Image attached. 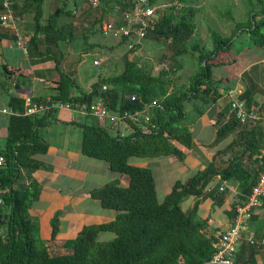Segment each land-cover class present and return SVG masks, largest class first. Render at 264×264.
I'll use <instances>...</instances> for the list:
<instances>
[{"label": "trees", "instance_id": "16d2710c", "mask_svg": "<svg viewBox=\"0 0 264 264\" xmlns=\"http://www.w3.org/2000/svg\"><path fill=\"white\" fill-rule=\"evenodd\" d=\"M44 1L15 0L12 8L19 15L31 13L34 20V30L26 33L29 37L27 55L31 57L32 51V55L42 61L55 63L59 78L51 100L71 104H91L100 100L109 110L118 112L139 111L155 100L160 107L150 110L154 128L147 135H112L95 119V123L91 124L83 121L76 123L82 131L80 153L105 162L110 171L125 178L126 184L111 180L89 190L88 197L101 208L113 211L114 218L84 225L74 238L66 241L57 240L59 211L50 219L51 233L45 242L37 237V226L31 221L29 213L31 204L38 200L41 191L34 173L40 169L50 170L41 160L49 147L41 130L54 122L56 111L22 118L28 119V133L8 136L5 145L0 148V154L6 160L0 169V187L3 188L0 196L4 201L0 207V227L5 226V239H0V246H6L4 264H203L208 261L215 252L216 238L208 230V218H196L199 201L210 199L212 206L222 205L227 190H220L222 186L219 184L207 188L216 177L220 182L235 184L238 194L226 211L229 218L233 217L234 206L250 194L264 166V132L261 128L250 123L241 124L230 114L227 102L215 115L212 146L233 136L231 141L216 151L206 165L185 182L175 181L161 201L157 197L152 170L132 165L129 159H186L187 155L176 144L191 150L195 143L188 123L184 121V105L192 102L199 117L206 107L221 98L212 80V69L220 62L213 61L220 52L230 51L240 36L245 34L250 44L264 48V0H255L256 3L244 0L248 4V18L236 22L231 35L224 37L210 29L213 44L210 51H205L198 42L189 45L187 52L197 59L199 69L190 77L187 88L177 89L174 84L173 77L182 68L181 62L174 61L168 70L161 68L154 74L151 69L139 66L137 60H129L125 55L123 70L117 75H98L89 91H80L73 73L60 69L64 52L59 43L66 42L73 30L70 25L58 26L57 20L61 16L73 17L76 4L74 9L69 10L57 6L44 19ZM102 1V6L96 8L99 10L98 19L95 18L88 33L102 23L108 12L111 0ZM169 1L176 4L161 13L155 30L147 40L162 43L168 49L175 47L179 52L190 40L193 41L198 8L193 0ZM227 15L234 21L230 12ZM1 39L14 42L15 34L0 27ZM3 66L5 69L6 66ZM238 98L244 101L247 110L264 112V98L262 102L258 101L252 88L245 87ZM16 102L19 106V101ZM239 148L240 153H237ZM189 197L198 201L189 211H184L181 204ZM104 232L113 233L114 238L98 240L99 234ZM259 247L240 242L235 264H255Z\"/></svg>", "mask_w": 264, "mask_h": 264}, {"label": "rangeland", "instance_id": "374dc122", "mask_svg": "<svg viewBox=\"0 0 264 264\" xmlns=\"http://www.w3.org/2000/svg\"><path fill=\"white\" fill-rule=\"evenodd\" d=\"M253 1L256 3L255 0ZM165 2L169 3V0H165ZM74 4H76V10L73 17L61 16L57 20L58 26L65 27L70 25L73 30L72 35L68 37L66 42L59 43L61 50L64 52V57L61 59V62L64 63L61 71L72 72L80 91H87L90 90L91 84L97 79L98 75L110 76L119 74L123 70V60L126 54L124 47L119 45L115 39L103 35L101 31L102 23H100L101 25H95V30L88 33V29L95 22V18L98 19L99 15V10L91 7L89 0H45L43 4V17L46 19L57 6H62L64 9L69 10L74 9ZM193 4L198 8V14L195 18L197 28L192 37L193 41L190 40L184 50L181 48L178 52L175 47L168 49L162 43L147 40L143 42V47L138 57L133 58V60L139 61L142 66L144 65L152 71L154 68L159 69L163 64L169 69L174 65V61L181 62L182 68L173 77L177 89L187 88L190 77L199 69L197 59L187 52L190 50L189 45L192 42H198L199 46L205 51H210L213 47L209 33L210 29L217 31L224 37L229 36L233 33L236 22H243L248 18V4L244 0H193ZM228 12H230L234 21L228 18ZM95 13H97L96 17ZM20 15L23 21H26L29 25V28H26V30L28 32L33 31L34 20L32 15L30 13H20ZM105 19L106 17L101 22ZM83 35H87V37L84 38ZM4 43L7 44V42ZM95 60L99 62L98 65L93 64ZM3 62L0 55V70H3L1 66ZM213 62H220L219 65H215L212 69V80L215 82L219 93L224 95L229 89L242 92L245 87H250L254 90L257 99L262 101L264 98V48L253 46L250 44L247 36L243 34L236 40L230 51L220 52L217 59ZM15 64L17 66H25L26 60L16 55ZM153 73L156 74L157 72ZM30 77L32 80L27 84L30 89L36 87L43 94L50 93L48 87L45 88L42 83H39L35 79L33 80V75H30ZM229 99L230 97L226 100ZM197 106L198 109L201 108V105L198 104ZM0 107H3L1 102ZM184 111V121L191 124L195 142L194 148L189 152L186 160L178 162L174 158L138 157L129 159L130 164L140 165L152 170H154L155 163L158 160L166 159L168 162H171L170 167L166 166L167 168L164 167V169L157 167V170L161 172L160 175L156 174L155 177L156 192L159 199H162L169 192L173 181L184 182L187 177L199 169L198 164L204 167L209 159L207 151L214 137L215 121L211 120L210 122L209 117L199 121L192 102L185 103ZM63 114L69 115L66 112L56 111L54 113V122L41 130L42 136L51 148L50 153L45 156V163L50 167L49 171H52L51 173L55 177L47 188H52L53 193L56 195L55 197L58 199L61 197H71L76 199L77 202L71 205L70 208L63 206L59 202L48 204V199L31 204L29 212L31 221L37 226V237L44 242L46 241L47 234L43 229V223L46 222L48 215L53 216L57 211L60 212L59 218L62 221L65 220L67 224L68 222L71 224L69 229L61 227L64 230L61 236L64 238L73 237L76 230L83 225L100 223V221L112 219L114 212L99 207L94 201L89 199L86 192L90 188L100 186L110 180H116L119 184H125L126 182L125 178L118 173L103 169V162L85 157L80 153L81 128L78 124L67 119L60 123L59 117ZM71 115L81 119L83 122L89 124L95 123L94 118L91 116L82 118L75 112H72ZM8 117L10 116L0 113V148L5 145L8 136H15L14 129L6 123ZM27 120L23 119V124L26 127L25 129L24 127L21 128L20 135L26 133L29 129ZM232 137H229L225 143H229ZM60 149L66 152L63 157L55 153ZM215 149L216 147L212 148L211 152ZM240 149H237V153H240ZM61 159L65 161L62 162ZM95 167L99 168L96 175L92 174L91 178L87 180L81 178L80 174H83L82 171L85 168L89 170V173H92ZM100 171L101 173L99 174ZM154 171L156 172V170ZM2 190L3 188H0V192ZM186 205L187 202L181 204L183 210ZM215 207L212 206L208 210L203 209L196 218L201 220L203 217L217 216ZM0 229L5 234V226ZM241 235V242L248 243L246 234L242 233ZM112 238H114V234L110 232L100 233L98 236V240ZM66 240L70 239H64V241ZM0 248L3 251V254L0 255V264H4L6 246L3 244Z\"/></svg>", "mask_w": 264, "mask_h": 264}, {"label": "built area", "instance_id": "2783aa9c", "mask_svg": "<svg viewBox=\"0 0 264 264\" xmlns=\"http://www.w3.org/2000/svg\"><path fill=\"white\" fill-rule=\"evenodd\" d=\"M14 1L0 0V27L15 34L14 46L22 54L27 55L29 37L20 32L19 25L23 20L22 16L13 11L12 5ZM89 4L93 8H98L102 6L103 1L89 0ZM173 4H176V2L169 1L167 3L165 0H111L108 5V12L105 15L106 19L101 25V31L103 35L115 39L117 43H121L127 58L133 60V58L138 57L143 47V42L147 41L148 35L155 30L161 13ZM93 64L98 65L99 62L95 60ZM138 65H141L139 61ZM161 68L167 70L164 64L159 67V69ZM159 69L154 68L153 72H158ZM240 93L231 90L225 94L230 97V114L241 124L250 123L259 126L264 132L263 110H247L244 101L238 98ZM154 107H160L156 100L139 111L118 112L109 110L100 100H96L91 104H71L51 100L50 98L43 101L37 100L33 96H25L20 111L9 106H3L0 107V113L11 117H33L50 110H77L83 115L93 117L98 124L107 127L108 132L112 135L123 137L130 134H150L154 128L150 120V110ZM262 154H264V150H262ZM5 163L4 155L0 154V169L4 167ZM220 190H223V188H220ZM263 203L264 166L250 194L243 202H239L234 206L233 217L230 218L228 228L214 233L216 238L215 252L203 264H235V257L241 242L244 225ZM3 204V198L0 196V207ZM0 239L4 240L5 235L0 233ZM247 241L251 245L264 246V238L257 240L253 237H248Z\"/></svg>", "mask_w": 264, "mask_h": 264}, {"label": "crops", "instance_id": "0c3cea01", "mask_svg": "<svg viewBox=\"0 0 264 264\" xmlns=\"http://www.w3.org/2000/svg\"><path fill=\"white\" fill-rule=\"evenodd\" d=\"M22 23H21L22 26H21V24L19 25V29L23 35H26V33L28 32L26 30V28H29V25L26 21H22ZM4 42H7V44H5ZM0 50H1L0 55L2 56V59L4 61L3 64L1 65L3 70L2 69L0 70V102L3 106H9L12 109H16V110L20 111L22 109V102H23V98L25 96H33L35 99L43 100V101H45L47 98L51 97V95L53 94V90L57 84V80L59 78V74L55 68L54 61H51V60H43L42 61L40 59V57L34 56L35 54L32 55V53H34L32 51H31V57H29L28 55H24V54H22V52L20 50H18L14 46V42H11L7 39H1L0 40ZM16 55H18L22 59L26 60L25 66H23V65L17 66L15 64ZM63 64L64 63L61 62L60 69L63 66ZM3 65L6 66L5 69H4ZM30 75H33V80L35 79L39 83H42L45 86V88L48 87L50 89V93L49 94H43V93H41V90L39 91L36 87L35 88L33 87V89H30L27 86V84L30 82V80H32ZM87 91H89V90H87ZM228 91H231V89H229ZM226 93H224V95H222L220 93L222 95L221 98L217 99L215 103L206 107L204 112L202 113V115L197 117V119L200 121V120L205 119L206 117H209L210 122H211V120H214L216 113L221 109V107L223 105H226V103L229 102V100H226L229 98L228 96L225 95ZM16 101H19V104H20L19 106L17 105ZM258 101L262 102L263 99H262V101L258 99ZM14 105H17V106L14 107ZM62 112L69 113V115L68 114L61 115V117H59L60 123L64 122L66 119L70 120L71 122H74V123H77L78 121L81 122V119L76 118V117L71 115L72 112L79 114L82 118L86 116V115L81 114L77 110H71V111L62 110ZM17 118H19V119H17ZM6 123L8 124V126H11L14 129L15 136L20 135L21 134L20 133L21 128L24 127V129H25V127H26V125L23 124V120L21 117H11L10 116L7 118ZM190 125L191 124H188V128H189L190 132L192 133L193 130L191 129ZM192 137H193V135H192ZM214 139H215V132H214V137L210 143L211 144L210 148L207 151L208 152L207 155L209 157L208 160L211 159V157L216 153V151L221 150L226 145L225 141H223V142H220V143L212 146ZM193 141H194V138H193ZM176 146L180 150H182L187 156H189V152L192 150V149L188 150L179 144H176ZM218 146H220V147H218ZM214 147H216V149L211 152L212 148H214ZM50 150H51V148L49 146L47 153L41 157V160L44 163H45V156L50 153ZM57 151L58 152H55V153L59 156H62V157H63L64 153H66L65 150H62V149L57 150ZM187 156H186V158H187ZM158 158H173V157H158ZM61 161L63 162L65 160L61 159ZM98 161H100V160H98ZM176 161H178V160H176ZM100 162H103V161H100ZM178 162H181V161H178ZM103 163H104L103 169L109 170L108 165L105 162H103ZM155 164H156V166H155L154 170H156V172L151 169L153 172L154 179L156 177V174L160 175V173H161L157 169L158 168L164 169V167H166V166L170 167L171 162H168L166 159H163V160H158ZM134 165L138 166V167H142L140 165H136V164H134ZM197 166H199V169H197L194 173H196L198 170H201L203 168V166L201 164H198ZM93 169H92L93 172L89 173V170L87 168H85L82 171L83 174H80L81 178L87 180L88 178H91L90 176L92 174L96 175L97 171H99V168L95 167ZM101 171L99 172V174L101 173ZM51 172L52 171L40 169L34 173V177L40 183V186H41L40 196H39L38 200L35 201L34 203L39 202V201H46L48 199V201H47L48 204H51L53 202H55V203L59 202L63 206H68V208H70L71 205H74L77 202L76 199L71 198V197H61L58 199L55 197L56 195L53 193V191H52L53 189L50 188L51 189L50 190L47 188V186L49 187V183L55 179L54 175ZM189 177H187L185 179V181ZM175 181H177V180H175ZM175 181L172 182L170 190H171L172 185ZM155 183H156V179H155ZM125 184H126V182H125ZM217 184L222 186L223 190H225V191L227 190V193L224 196V201H223L222 205L219 207H217V206L215 207V210L217 212V216H215V217H203L202 218V219L208 218V226H209L208 230L210 233H215L216 231L225 230L228 228V226L230 224V218L227 216L226 211L229 210L231 203L236 199V196L238 194L237 187L235 184L231 185V184H227L226 182H220L219 177L214 178L208 184L207 188H212V187L216 186ZM102 185H100V186H102ZM100 186H94V187L90 188L89 190H91L95 187H100ZM170 190H169V192H170ZM87 192H86V194H87ZM89 199H91V198L89 197ZM162 199H159V200L161 201ZM91 200L94 201L93 199H91ZM196 201H198V199L195 197H190V199L187 198L183 202V203L187 202V205L184 207V211H188L189 209H191L194 206ZM94 202H95V204H97L96 201H94ZM211 208H212V201L210 199L200 200L199 205H198V209H197V215L200 214L199 212L200 211L202 212L203 209L208 210ZM29 212H30V210H29ZM46 218H47L46 222L43 223V227H44L43 229H44L45 233L47 234L46 240H48L50 237V233H51L50 219L52 218V216L48 215ZM113 218H114V215H113ZM112 219L105 220L102 222H107V221H110ZM59 222H60V229H59V232L57 235L58 241H64V239L74 238L75 235L78 233V231L82 228V226H81L79 229H77L76 233L73 237L64 238L63 236H61L62 231H64L61 229V227H63V229H66V228L69 229L71 227V224H70V222H68V224H67V221H65V220L62 221L61 218H59ZM102 222L100 221V223H102ZM0 233L5 235L4 232L2 231V229H0ZM242 233H245L246 237H252L253 236L255 238H260V237L264 238V203L260 208H258L255 211L254 218H251L249 221H247L245 223L244 231ZM258 235L260 237H258ZM2 254H3V251H2V248H0V255H2ZM255 264H264V246L259 247L258 252L255 256Z\"/></svg>", "mask_w": 264, "mask_h": 264}]
</instances>
